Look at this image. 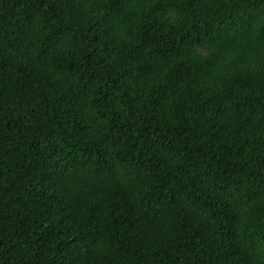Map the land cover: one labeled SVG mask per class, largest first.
<instances>
[{"label": "trees", "instance_id": "16d2710c", "mask_svg": "<svg viewBox=\"0 0 264 264\" xmlns=\"http://www.w3.org/2000/svg\"><path fill=\"white\" fill-rule=\"evenodd\" d=\"M0 264H264V0H0Z\"/></svg>", "mask_w": 264, "mask_h": 264}]
</instances>
